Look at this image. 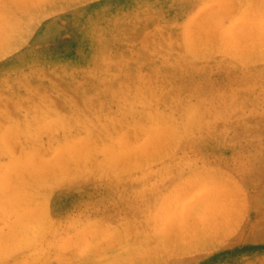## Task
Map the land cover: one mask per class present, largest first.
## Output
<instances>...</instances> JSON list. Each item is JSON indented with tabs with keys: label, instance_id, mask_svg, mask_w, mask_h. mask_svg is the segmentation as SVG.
I'll list each match as a JSON object with an SVG mask.
<instances>
[{
	"label": "rangeland",
	"instance_id": "obj_1",
	"mask_svg": "<svg viewBox=\"0 0 264 264\" xmlns=\"http://www.w3.org/2000/svg\"><path fill=\"white\" fill-rule=\"evenodd\" d=\"M0 264H264V0H0Z\"/></svg>",
	"mask_w": 264,
	"mask_h": 264
}]
</instances>
